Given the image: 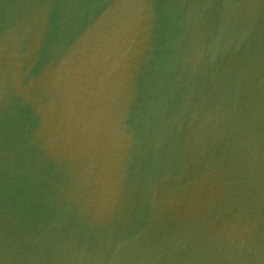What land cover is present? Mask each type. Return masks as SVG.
<instances>
[{"label":"water","instance_id":"1","mask_svg":"<svg viewBox=\"0 0 264 264\" xmlns=\"http://www.w3.org/2000/svg\"><path fill=\"white\" fill-rule=\"evenodd\" d=\"M0 264H264V0H0Z\"/></svg>","mask_w":264,"mask_h":264}]
</instances>
